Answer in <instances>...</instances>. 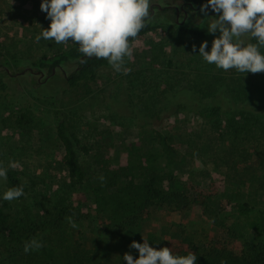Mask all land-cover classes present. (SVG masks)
<instances>
[{
  "label": "rangeland",
  "instance_id": "rangeland-1",
  "mask_svg": "<svg viewBox=\"0 0 264 264\" xmlns=\"http://www.w3.org/2000/svg\"><path fill=\"white\" fill-rule=\"evenodd\" d=\"M188 1L150 0L149 10L154 5L152 16L158 17L161 26L132 41L131 56L124 57L120 71L110 64L98 70L95 81L71 88L65 77L75 61L55 68L53 74L34 67L33 62L44 53L76 43L57 44L42 38L50 19L41 10V0H0V80L8 85L0 88V159L7 165L15 162L22 171L21 178L30 187L27 197L8 202L19 213L34 214L40 225L35 239L43 244L28 253L23 250L22 258L9 264H66V242L74 240L93 252V264H127L125 253L139 257L138 250L130 247L133 240L143 243L146 239L154 248L172 249L181 233L202 242L222 234L203 206L194 204L183 210L154 208L133 230L112 235L94 213L91 201L82 192L67 190L69 179L61 163L64 150L56 137V105L85 142L106 136L122 162L128 161L129 151L133 155L145 149L166 153L170 145L180 162L175 173L192 198L240 189L264 206V72L241 73L207 63L199 46L207 41L210 51L219 31L207 37L184 33L173 18L157 14V3L163 8ZM201 6L187 7V15L182 13L178 22L208 27L212 17L204 16ZM249 37L243 38L249 42ZM260 51L264 54V48ZM28 67L34 71L21 73ZM212 104L222 105L224 113L216 120H204L198 111ZM250 110L258 112L259 121L246 124L240 112ZM21 111L32 118L27 130L4 125L3 118ZM132 145L136 151L130 149ZM8 189L1 180L2 195ZM222 199L230 210L232 204ZM62 201L81 210L83 217L57 219ZM48 219L55 225L41 226Z\"/></svg>",
  "mask_w": 264,
  "mask_h": 264
},
{
  "label": "trees",
  "instance_id": "trees-1",
  "mask_svg": "<svg viewBox=\"0 0 264 264\" xmlns=\"http://www.w3.org/2000/svg\"><path fill=\"white\" fill-rule=\"evenodd\" d=\"M199 3L203 5L207 0H199ZM149 13L145 20L146 26L137 37L161 26L158 17L152 16V10ZM157 14L173 18L176 26L184 33H193L199 37H207L210 33L208 27L203 25L192 28L177 22L174 6L159 8ZM207 15L212 17L210 22L217 18L211 7ZM135 38H129V45ZM249 42L256 41L250 36ZM74 61L76 66L65 77L66 84L71 88L95 81L98 70L110 65L105 58L84 56L79 45L74 44L66 49H57L52 54H42L33 62V66L46 68L49 74H53L55 68ZM7 86L1 79L0 88L5 90ZM198 113L204 120H216L224 110L222 105L212 104L203 107ZM54 114L57 121L56 137L64 150L61 163L69 179L67 190L82 192L112 235L133 230L154 208L167 206L173 210H183L197 204L203 206L205 215L214 221L222 234L202 242L195 240L192 235L181 233L178 244L171 249L174 255L186 256L194 252L197 256L196 264H264V206H260L243 190L224 194H199L192 198L184 182L175 173L180 162L170 145L165 148L166 153L145 149L133 155L129 151L128 161L122 162L108 146L106 136L99 135L95 141L85 142L72 130L61 107L56 105ZM240 115L246 124L259 121L258 112L253 110L242 111ZM2 121L5 126L27 130L32 118L27 112L21 111L9 114ZM130 149L136 151L135 145ZM0 163L8 169L5 181L7 186H23L24 195L18 200H24L30 187L22 180V171L18 167H8L1 159ZM101 175L105 177L104 183L99 179ZM31 182L32 186L36 184L33 178ZM222 198L232 204L230 210L224 208ZM21 211L13 210L10 203L3 199L0 180V264L19 261L23 256L25 242L37 236L40 225L32 217L34 214ZM55 215L57 219L65 216L82 218L83 212L62 201ZM53 225L55 222L52 219L44 220L41 224L48 227ZM63 253L66 264H93L95 261L93 252H89L81 241L66 242Z\"/></svg>",
  "mask_w": 264,
  "mask_h": 264
},
{
  "label": "clouds",
  "instance_id": "clouds-1",
  "mask_svg": "<svg viewBox=\"0 0 264 264\" xmlns=\"http://www.w3.org/2000/svg\"><path fill=\"white\" fill-rule=\"evenodd\" d=\"M41 10L47 13L50 26L42 32V38L57 44L69 40L79 45L86 57L105 58L116 71L121 70L125 56H131L129 38H135L146 26L149 17L150 0H41ZM216 13V19L208 24V31L220 35L213 39L211 50L207 41L199 46L203 59L216 67L241 73L264 72V0H207L201 6V13L208 16V8ZM41 35L36 37L39 42ZM250 35L255 43L243 38ZM195 50V45L193 46ZM15 162L8 167L16 168ZM8 169L0 163V180L6 181ZM101 183L105 177H99ZM24 195L23 186L9 188L3 199L12 201ZM69 223H76L68 217ZM42 242L35 238L26 241L24 252L38 250ZM131 248L139 252L134 258L125 253L127 264H196L197 256L189 252L186 256L174 255L169 247L160 249L132 241Z\"/></svg>",
  "mask_w": 264,
  "mask_h": 264
},
{
  "label": "flooded vegetation",
  "instance_id": "flooded-vegetation-1",
  "mask_svg": "<svg viewBox=\"0 0 264 264\" xmlns=\"http://www.w3.org/2000/svg\"><path fill=\"white\" fill-rule=\"evenodd\" d=\"M198 5V6H201V3H199V0H191V1H188V2H183L181 5L179 6H175L174 7L176 8V21L178 22L179 20V17L182 13H184L183 16H186L187 15V7H191V8H194V6ZM152 10L154 9V6L151 7ZM40 71V70H38Z\"/></svg>",
  "mask_w": 264,
  "mask_h": 264
},
{
  "label": "water",
  "instance_id": "water-1",
  "mask_svg": "<svg viewBox=\"0 0 264 264\" xmlns=\"http://www.w3.org/2000/svg\"><path fill=\"white\" fill-rule=\"evenodd\" d=\"M154 5H152L151 7H153ZM156 6L158 7V8H162V6H161V4H156ZM85 56V55H84ZM82 59V58H81ZM27 70H29V71H34L33 70V68L32 67H28V68H25L21 73H24V72H26ZM39 72H41V71H37L36 73H39Z\"/></svg>",
  "mask_w": 264,
  "mask_h": 264
}]
</instances>
